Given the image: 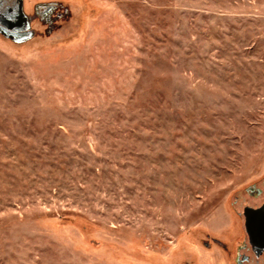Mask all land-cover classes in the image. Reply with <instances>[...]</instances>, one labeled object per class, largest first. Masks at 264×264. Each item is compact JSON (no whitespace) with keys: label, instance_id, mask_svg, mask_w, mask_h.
Here are the masks:
<instances>
[{"label":"rangeland","instance_id":"374dc122","mask_svg":"<svg viewBox=\"0 0 264 264\" xmlns=\"http://www.w3.org/2000/svg\"><path fill=\"white\" fill-rule=\"evenodd\" d=\"M18 1L0 264H264V0Z\"/></svg>","mask_w":264,"mask_h":264},{"label":"water","instance_id":"95a60500","mask_svg":"<svg viewBox=\"0 0 264 264\" xmlns=\"http://www.w3.org/2000/svg\"><path fill=\"white\" fill-rule=\"evenodd\" d=\"M244 228L249 245L256 257L264 253V203L256 208L243 210Z\"/></svg>","mask_w":264,"mask_h":264},{"label":"trees","instance_id":"16d2710c","mask_svg":"<svg viewBox=\"0 0 264 264\" xmlns=\"http://www.w3.org/2000/svg\"><path fill=\"white\" fill-rule=\"evenodd\" d=\"M16 1H17V4H18V6H17V8H16V9H17V12H18V10H19V1H18V0H16ZM4 12H9V11L7 10V11H4ZM12 17H13V16H12ZM12 17H11V18H12Z\"/></svg>","mask_w":264,"mask_h":264},{"label":"flooded vegetation","instance_id":"af4514ba","mask_svg":"<svg viewBox=\"0 0 264 264\" xmlns=\"http://www.w3.org/2000/svg\"><path fill=\"white\" fill-rule=\"evenodd\" d=\"M263 203H264V201H263ZM263 203H262V204H263ZM262 204H261V205H262ZM261 205H260V206H261ZM260 206H259V207H260ZM256 208H258V207H255V208H253V209H256ZM247 239H248V238H247ZM248 243H249V242H248ZM250 247H251V246H250ZM251 250H252V248H251ZM252 252H253V251H252ZM263 254H264V253H262L261 255H263ZM261 255H260V256H261ZM260 256H259V257H260Z\"/></svg>","mask_w":264,"mask_h":264}]
</instances>
